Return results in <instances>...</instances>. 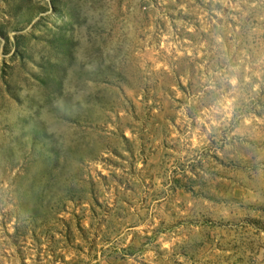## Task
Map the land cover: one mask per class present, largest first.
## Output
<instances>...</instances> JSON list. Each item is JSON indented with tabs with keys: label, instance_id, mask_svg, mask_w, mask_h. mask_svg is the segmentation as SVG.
I'll use <instances>...</instances> for the list:
<instances>
[{
	"label": "rangeland",
	"instance_id": "1",
	"mask_svg": "<svg viewBox=\"0 0 264 264\" xmlns=\"http://www.w3.org/2000/svg\"><path fill=\"white\" fill-rule=\"evenodd\" d=\"M0 264H264V0H0Z\"/></svg>",
	"mask_w": 264,
	"mask_h": 264
}]
</instances>
